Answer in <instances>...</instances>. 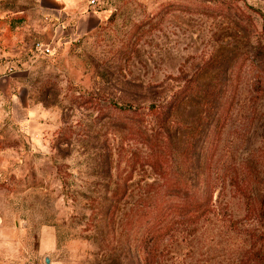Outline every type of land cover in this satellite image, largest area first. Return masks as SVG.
Wrapping results in <instances>:
<instances>
[{
  "label": "rangeland",
  "instance_id": "1",
  "mask_svg": "<svg viewBox=\"0 0 264 264\" xmlns=\"http://www.w3.org/2000/svg\"><path fill=\"white\" fill-rule=\"evenodd\" d=\"M257 52L264 0H0V264H264ZM207 185L147 256L142 214Z\"/></svg>",
  "mask_w": 264,
  "mask_h": 264
},
{
  "label": "trees",
  "instance_id": "2",
  "mask_svg": "<svg viewBox=\"0 0 264 264\" xmlns=\"http://www.w3.org/2000/svg\"><path fill=\"white\" fill-rule=\"evenodd\" d=\"M256 54L261 59H264V56H262L260 52H257ZM183 98L184 95L181 94L176 96L170 105L162 106L161 110L152 107L150 109L151 113L157 115L160 123L165 125L164 122L168 119L170 111L175 110L173 106L176 107V105L182 102ZM167 107L169 108L167 109ZM221 110L222 111L218 113L215 119L214 133L219 132L224 120L226 119L225 115H227V107ZM150 147L152 148L153 153H151L152 158L148 163L153 167H159L161 156L160 154H157L158 148L157 150L155 148L159 146H157V143H152ZM160 149H162L161 144ZM122 195L123 190H115L111 194L113 203L110 206L111 208L104 214V218L115 213L117 205L121 201ZM172 196L173 195L167 199H161V201L155 204V206L142 214V216L145 217V223L143 224L144 226L141 234L142 251H146L145 253L147 256L153 253L155 244L165 236L169 235L174 227L195 223L211 209V193H209L208 185L204 188L201 194H197L196 190L186 187L181 193H175L174 197ZM245 199L248 203V208H255V204L250 201L248 196H245ZM259 204L260 206L257 210V214L264 216V192L260 198ZM143 261L144 264H152L153 258H143Z\"/></svg>",
  "mask_w": 264,
  "mask_h": 264
},
{
  "label": "water",
  "instance_id": "3",
  "mask_svg": "<svg viewBox=\"0 0 264 264\" xmlns=\"http://www.w3.org/2000/svg\"><path fill=\"white\" fill-rule=\"evenodd\" d=\"M45 262H48V259L47 258L45 259Z\"/></svg>",
  "mask_w": 264,
  "mask_h": 264
}]
</instances>
